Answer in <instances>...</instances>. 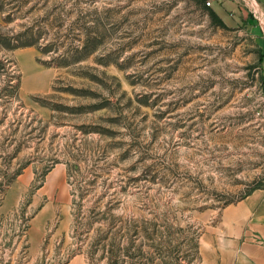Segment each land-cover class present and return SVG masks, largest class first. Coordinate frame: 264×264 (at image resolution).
Segmentation results:
<instances>
[{
    "label": "rangeland",
    "instance_id": "374dc122",
    "mask_svg": "<svg viewBox=\"0 0 264 264\" xmlns=\"http://www.w3.org/2000/svg\"><path fill=\"white\" fill-rule=\"evenodd\" d=\"M4 1L0 264H202L264 188V1Z\"/></svg>",
    "mask_w": 264,
    "mask_h": 264
},
{
    "label": "crops",
    "instance_id": "0c3cea01",
    "mask_svg": "<svg viewBox=\"0 0 264 264\" xmlns=\"http://www.w3.org/2000/svg\"><path fill=\"white\" fill-rule=\"evenodd\" d=\"M215 231L202 264H264V188L228 204Z\"/></svg>",
    "mask_w": 264,
    "mask_h": 264
},
{
    "label": "trees",
    "instance_id": "16d2710c",
    "mask_svg": "<svg viewBox=\"0 0 264 264\" xmlns=\"http://www.w3.org/2000/svg\"><path fill=\"white\" fill-rule=\"evenodd\" d=\"M199 2H202L204 4L205 0H199ZM205 8L210 11V13L213 15V17H215V19H217L219 24H221L223 26L225 25L223 20L221 18H219V16H217V14L215 12H213L209 6H206ZM19 11H20V7H18V8H16V6L10 7V6H8V4L4 0H0V12H3V13L8 12L9 14L7 15V18H12V15H16ZM27 37H25V38L22 36L20 37L19 42L22 43L21 45H33L36 43L35 39L27 38ZM86 47H87V44L83 45V47L80 49L78 47L75 48V50H74L75 54L73 53L72 56H70V53H72L73 50H69L67 56H63V58H61V61H59L57 64L60 66H69L70 64L77 62L78 60H82L84 58V56L77 55V54L84 52V53H86L85 55H88L89 53H91V50L87 51ZM44 52H48V49H46ZM71 57H74V59L71 60Z\"/></svg>",
    "mask_w": 264,
    "mask_h": 264
},
{
    "label": "bare ground",
    "instance_id": "6f19581e",
    "mask_svg": "<svg viewBox=\"0 0 264 264\" xmlns=\"http://www.w3.org/2000/svg\"><path fill=\"white\" fill-rule=\"evenodd\" d=\"M253 3H254V4H253L254 6H258V4H256L255 1H253ZM250 5H251V4H250ZM254 6H252V7H254ZM261 11H262V10H261Z\"/></svg>",
    "mask_w": 264,
    "mask_h": 264
},
{
    "label": "built area",
    "instance_id": "2783aa9c",
    "mask_svg": "<svg viewBox=\"0 0 264 264\" xmlns=\"http://www.w3.org/2000/svg\"><path fill=\"white\" fill-rule=\"evenodd\" d=\"M207 4L210 5V4H211V1L208 0V1H207Z\"/></svg>",
    "mask_w": 264,
    "mask_h": 264
}]
</instances>
